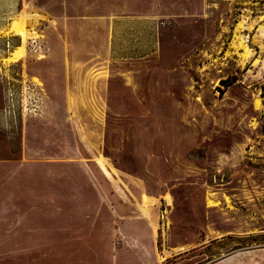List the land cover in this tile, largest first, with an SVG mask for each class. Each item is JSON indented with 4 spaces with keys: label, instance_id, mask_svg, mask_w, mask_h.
<instances>
[{
    "label": "rangeland",
    "instance_id": "1",
    "mask_svg": "<svg viewBox=\"0 0 264 264\" xmlns=\"http://www.w3.org/2000/svg\"><path fill=\"white\" fill-rule=\"evenodd\" d=\"M22 16L30 36L0 32V264H264V0Z\"/></svg>",
    "mask_w": 264,
    "mask_h": 264
},
{
    "label": "bare ground",
    "instance_id": "2",
    "mask_svg": "<svg viewBox=\"0 0 264 264\" xmlns=\"http://www.w3.org/2000/svg\"><path fill=\"white\" fill-rule=\"evenodd\" d=\"M39 15L30 12L28 16H34V18H37L36 16ZM32 19V18H31ZM29 19L27 16H22L16 19L15 22H13L12 27L15 31V33H20L24 38V36H30L29 34V30L26 27L27 23L30 22L33 24L32 20ZM34 20V19H33ZM9 33V31L4 32V34ZM27 34V35H26ZM246 40H244L243 37L238 36L237 37V45L239 47H241L244 50V53H247V44L245 43ZM251 42H257L256 39L251 40ZM23 42L21 41V43L15 47V49L11 52V54L8 56V58H6V61H16L17 59H19L20 57H22L23 55ZM255 105H258V102H255ZM153 234L155 236V230H153Z\"/></svg>",
    "mask_w": 264,
    "mask_h": 264
},
{
    "label": "crops",
    "instance_id": "3",
    "mask_svg": "<svg viewBox=\"0 0 264 264\" xmlns=\"http://www.w3.org/2000/svg\"><path fill=\"white\" fill-rule=\"evenodd\" d=\"M15 3L16 0H0V32L2 30V32L4 33L6 31H9V29H11L13 21H11L9 23V26L7 27V17H8V13L13 11L15 7ZM159 258L161 257L159 256Z\"/></svg>",
    "mask_w": 264,
    "mask_h": 264
}]
</instances>
